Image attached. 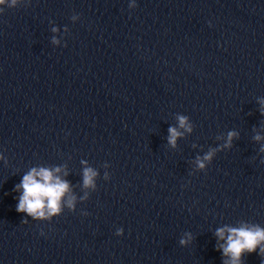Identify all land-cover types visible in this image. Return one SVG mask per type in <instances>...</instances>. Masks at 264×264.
Wrapping results in <instances>:
<instances>
[{"label": "water", "instance_id": "1", "mask_svg": "<svg viewBox=\"0 0 264 264\" xmlns=\"http://www.w3.org/2000/svg\"><path fill=\"white\" fill-rule=\"evenodd\" d=\"M133 2L0 5V264H222L217 228L264 227V0ZM176 114L194 127L173 148ZM82 160L99 172L87 201ZM41 166L62 168L75 212L16 211L15 186Z\"/></svg>", "mask_w": 264, "mask_h": 264}, {"label": "clouds", "instance_id": "2", "mask_svg": "<svg viewBox=\"0 0 264 264\" xmlns=\"http://www.w3.org/2000/svg\"><path fill=\"white\" fill-rule=\"evenodd\" d=\"M20 0H0V5H5L10 9H16ZM130 8H135V0L129 5ZM3 14V9H0V15ZM77 19L76 16L72 17ZM67 30V29H66ZM53 32L57 29L53 28ZM53 43H57L53 38ZM67 47V45H65ZM257 103L260 105V115L264 117V97L258 98ZM176 126L168 128V144L175 148L178 138L183 137L184 132L191 133L193 131V124L190 119L182 114H176ZM183 130V131H181ZM239 133L229 131L227 138L222 146L216 148H209L208 151L201 157L197 156L195 160L196 168L203 173H206L207 167L211 165L214 157L218 152H222L232 147L234 138H238ZM253 139L257 142L264 139L257 133ZM195 147V145H193ZM264 152V145L260 149ZM0 160H5L3 155H0ZM84 165L82 173V187L85 190L82 201L89 199V190L96 191V181L99 177V172L88 166L87 161L82 160ZM105 172L103 179L108 181L110 179L107 169L109 165H103ZM61 167L47 168V167H32L23 176L19 184L14 188L18 193L16 211L18 213L26 214L31 217L33 221L37 222H51L53 218L59 217L62 214L63 207L66 206L70 212L76 211L77 197L72 193V189L67 180L61 178ZM67 176V171L63 172ZM67 199L65 200V198ZM86 215V213H83ZM22 223L27 224L28 219L22 220ZM117 236L123 235V229H118L115 233ZM215 236L218 240L217 251L222 253V264H244L243 257L247 254L257 253L264 259V227L259 224H253L242 221L239 226L225 225L215 230ZM193 241L191 233H185L179 240L182 247H187Z\"/></svg>", "mask_w": 264, "mask_h": 264}]
</instances>
